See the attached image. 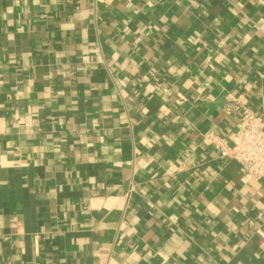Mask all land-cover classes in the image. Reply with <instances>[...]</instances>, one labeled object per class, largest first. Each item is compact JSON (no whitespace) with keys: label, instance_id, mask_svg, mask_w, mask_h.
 <instances>
[{"label":"crops","instance_id":"crops-1","mask_svg":"<svg viewBox=\"0 0 264 264\" xmlns=\"http://www.w3.org/2000/svg\"><path fill=\"white\" fill-rule=\"evenodd\" d=\"M229 104L264 118V0H0V264H264Z\"/></svg>","mask_w":264,"mask_h":264},{"label":"built area","instance_id":"built-area-1","mask_svg":"<svg viewBox=\"0 0 264 264\" xmlns=\"http://www.w3.org/2000/svg\"><path fill=\"white\" fill-rule=\"evenodd\" d=\"M233 110L240 113V121L232 142L226 143L214 135H207L204 140L220 159L236 163L251 180L264 182V118L240 104H229L225 111L230 114ZM34 239L37 241L38 237Z\"/></svg>","mask_w":264,"mask_h":264}]
</instances>
